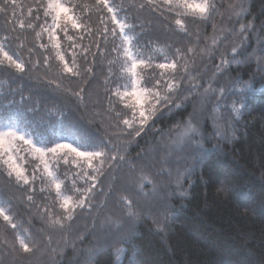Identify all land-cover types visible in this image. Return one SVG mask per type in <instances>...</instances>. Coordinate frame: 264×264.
Masks as SVG:
<instances>
[{
	"label": "trees",
	"instance_id": "16d2710c",
	"mask_svg": "<svg viewBox=\"0 0 264 264\" xmlns=\"http://www.w3.org/2000/svg\"><path fill=\"white\" fill-rule=\"evenodd\" d=\"M70 2L78 13L87 5L83 22L94 33L81 42L91 51L87 62L77 61L79 77L60 75L51 45L47 51L39 47L49 42L46 36L36 39L38 24L35 30L19 27L21 19L35 22L36 0H16L15 8L10 0L8 11L0 13V43L26 65L23 73L0 66V117L36 126L48 146L59 136L79 137L89 142L88 150L104 149L109 156L118 148L125 161L105 166L91 209L77 210L63 228L41 218L36 205L51 206V199L39 192V180L30 203L28 187L18 186L0 167V196L11 201L17 231L29 229L39 242L34 253L18 255L0 241V264H264V0H242L239 16L229 7L232 0H212L217 10L204 21L188 19L187 32L176 28L174 16L161 15L145 0H110L122 6L120 16L133 26L128 32L135 38L133 51L159 57L157 62L173 59L177 49L186 54L178 63H186L187 72L181 67L176 73L180 86L171 103L138 137L127 134L120 121L130 112L111 96L129 83L119 78L122 59L112 51L121 45L120 37L109 33L104 39L100 19L107 13L96 0ZM60 36L66 50L69 42ZM45 56L51 57L50 68ZM89 66L92 73L84 71ZM142 74L150 87L152 70ZM81 89L83 100L75 95ZM234 104L239 112L232 111ZM187 128L195 131L182 135ZM36 165L25 166L31 173ZM77 170L71 162L59 168L61 178ZM141 173L152 181L142 190ZM122 195L131 199V209ZM0 232L9 242L15 235L2 220Z\"/></svg>",
	"mask_w": 264,
	"mask_h": 264
},
{
	"label": "snow or ice",
	"instance_id": "6c2138e0",
	"mask_svg": "<svg viewBox=\"0 0 264 264\" xmlns=\"http://www.w3.org/2000/svg\"><path fill=\"white\" fill-rule=\"evenodd\" d=\"M10 0H3L0 4V13L8 11ZM145 3L160 10L161 15L168 13L174 16L173 23L181 32H187L186 21L207 20L211 14L217 10L215 3L212 0H145ZM96 5L100 6L101 10H106L107 15L102 16L100 25H102V35L105 40L109 33L115 37L119 36L121 45L114 47L113 52H118L117 59H122L119 65V78L126 77L130 84H125L123 88L117 86L111 91V96L116 97L118 102L123 104V112H130V116L125 115L120 121L127 130V134L140 136L150 122L154 121L157 113L160 112L166 105L171 103L170 96L178 90L180 82L175 79L176 73L183 67L187 72V64L181 65L179 60H185L186 54L180 49L176 50V56L169 60L164 56L161 62H157L159 57L148 56L145 58L140 51H133L134 37L128 32L133 27L128 23L127 16H120L123 10L122 6L114 5L110 0H96ZM11 7H16V0H11ZM139 7L143 8L144 4ZM232 7V5H229ZM35 22L26 23L24 19L19 21L20 28L33 29L39 26V31H35V37L38 41L47 37L48 44L40 43L39 47L48 50L49 44L55 51V60L59 66L60 75L79 77L81 76L80 64L78 59L83 58L87 62V57L91 49L85 47L81 43L86 35H93L92 27L84 23V13L89 11L87 5L83 6V11L78 13L77 6L65 0H36ZM244 11L243 4L240 5V10L236 13L239 16ZM40 13L43 16V23ZM15 15V13H13ZM33 10L28 9V20L32 19ZM109 22L112 28L109 29ZM251 25H241V30ZM71 30V34H70ZM63 40L69 42V47L65 50L61 43ZM97 37L101 35V31L95 33ZM215 44L216 41L214 40ZM97 49L101 51L97 43ZM122 47V51H120ZM82 49V52L80 51ZM31 52V49H29ZM161 53L163 49L158 50ZM194 50L189 48L188 54ZM237 50L233 49L235 55ZM70 55V58H69ZM95 57V53H92ZM51 57L45 56L43 63L46 67H51ZM227 64L228 61H222ZM39 61H37V64ZM111 63L115 64L116 61ZM0 66H6L15 69L17 72L23 73L26 70L25 63L16 54H10L5 50V45L0 43ZM152 70L154 83L149 87L145 86V76L142 70ZM157 70L158 77H157ZM87 73H92V67L84 69ZM113 73L110 70V75ZM171 77V78H169ZM50 83L60 87V84L53 80ZM83 89L76 92L75 95L83 100L81 93ZM115 110V105L110 108ZM233 112H239L240 109L235 104L232 108ZM117 118L122 115V111L115 112ZM195 129L187 128L182 135L193 133ZM82 138H69L67 136L57 137V142L51 143L37 131V127L21 123L18 120L5 119L0 117V167L6 169L7 176L14 179L18 186H26L29 190L26 200L30 203H35L34 193L36 191L34 185L39 180L41 187L40 193H47L45 199H51V206L45 204L44 207L36 205L41 213V218L47 217V222L50 227H65L66 223L71 222L77 210H83L86 207L90 210L92 200L95 195L97 185L101 177L104 175L105 166L112 167L117 163H123L125 156L119 153V149L109 156L108 151L86 150L89 142H81ZM26 146L24 151L27 152L31 160L37 161V165L29 173L25 166V160L20 155L21 149L19 144ZM75 165L78 169L74 174L65 172L63 178L60 175V165ZM138 188L143 189L148 183H152L148 175L140 174ZM80 185H87L82 187ZM120 200L128 206L132 207V201L127 195L120 196ZM53 208L62 210L59 214L53 212ZM0 220L15 232L11 242H9L3 232H0V241L4 242L18 255H27L34 253L38 247V241L35 240L29 229L17 231L20 228L16 222V215L13 213L11 201L0 196ZM48 243H51V237L46 238ZM122 249H117L121 252ZM119 259V256H117Z\"/></svg>",
	"mask_w": 264,
	"mask_h": 264
},
{
	"label": "rangeland",
	"instance_id": "374dc122",
	"mask_svg": "<svg viewBox=\"0 0 264 264\" xmlns=\"http://www.w3.org/2000/svg\"><path fill=\"white\" fill-rule=\"evenodd\" d=\"M241 4H242V0H232V2L230 3V5H232V8H237L238 11L240 10V5ZM226 19H228V18L226 17ZM222 28L223 29H226L224 27H222ZM128 84H130V82ZM18 146L21 149L20 155H22L24 157V160L26 162L25 165L28 163L30 166L34 167L36 165V163L34 162V160H31L30 157L28 156L27 152L24 151V149L26 148V146H24L22 143L19 144ZM86 150H88V149H86Z\"/></svg>",
	"mask_w": 264,
	"mask_h": 264
}]
</instances>
